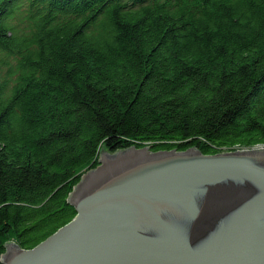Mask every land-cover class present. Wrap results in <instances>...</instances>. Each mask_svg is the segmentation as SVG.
<instances>
[{
	"label": "trees",
	"instance_id": "16d2710c",
	"mask_svg": "<svg viewBox=\"0 0 264 264\" xmlns=\"http://www.w3.org/2000/svg\"><path fill=\"white\" fill-rule=\"evenodd\" d=\"M260 144L264 0H0V255L74 217L102 150Z\"/></svg>",
	"mask_w": 264,
	"mask_h": 264
},
{
	"label": "water",
	"instance_id": "95a60500",
	"mask_svg": "<svg viewBox=\"0 0 264 264\" xmlns=\"http://www.w3.org/2000/svg\"><path fill=\"white\" fill-rule=\"evenodd\" d=\"M74 217L2 264H264V146L102 150Z\"/></svg>",
	"mask_w": 264,
	"mask_h": 264
},
{
	"label": "rangeland",
	"instance_id": "374dc122",
	"mask_svg": "<svg viewBox=\"0 0 264 264\" xmlns=\"http://www.w3.org/2000/svg\"><path fill=\"white\" fill-rule=\"evenodd\" d=\"M263 146H264V144H263ZM251 147H261L260 145H255V146H251ZM10 241H12V240H10Z\"/></svg>",
	"mask_w": 264,
	"mask_h": 264
},
{
	"label": "bare ground",
	"instance_id": "6f19581e",
	"mask_svg": "<svg viewBox=\"0 0 264 264\" xmlns=\"http://www.w3.org/2000/svg\"><path fill=\"white\" fill-rule=\"evenodd\" d=\"M260 146L262 147V146H263V144H260ZM238 148H241V147H238ZM234 149H236V148H234Z\"/></svg>",
	"mask_w": 264,
	"mask_h": 264
}]
</instances>
